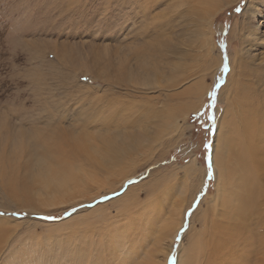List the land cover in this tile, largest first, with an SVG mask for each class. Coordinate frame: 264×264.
Returning a JSON list of instances; mask_svg holds the SVG:
<instances>
[{
  "label": "rangeland",
  "instance_id": "374dc122",
  "mask_svg": "<svg viewBox=\"0 0 264 264\" xmlns=\"http://www.w3.org/2000/svg\"><path fill=\"white\" fill-rule=\"evenodd\" d=\"M198 1L217 12L210 18L195 15L191 7ZM248 1L0 0V131L2 126L10 131L16 148L43 140L45 171L38 173L44 174L43 187L57 162L64 165L71 188L47 201L24 203L8 197L7 188L0 186V264H16V259L20 264H177L179 258L190 264H222L224 255L231 258L239 252V239L233 251L229 245L223 249V243L235 237L231 229L242 232L244 222L232 228L221 215L226 208L216 199L219 182L215 185L212 149L230 91L226 79L231 60L243 67L233 77L243 86L239 104L231 105L225 116L231 142L238 138L235 132L249 106L248 93L262 96L264 48L251 47L253 56L242 55L240 35L230 33L238 29ZM251 1L248 21L254 8L264 7L262 1L257 7V0ZM137 70L136 77L129 73ZM170 76L177 84L173 91L191 86L192 93L165 105L160 92L171 86ZM213 91L216 103L209 107ZM263 104L262 99V109ZM173 109L176 114H171ZM260 127L257 131L264 134ZM140 133L132 157L115 146L127 161L119 162L113 177L95 184L87 179L81 191L75 186L74 181L90 175L76 159L87 140L88 148L103 137L119 145ZM192 163V175L185 177ZM260 167L259 182L249 180L255 186L264 185V165ZM37 170L18 169L15 174L22 175L18 181L27 174L29 191L45 193L48 187L40 186ZM147 186L153 187L152 193ZM191 195V207L171 241ZM263 196L256 197V214L242 217L247 227L260 225ZM131 197L130 207L123 201ZM113 243L123 246L109 253Z\"/></svg>",
  "mask_w": 264,
  "mask_h": 264
},
{
  "label": "bare ground",
  "instance_id": "6f19581e",
  "mask_svg": "<svg viewBox=\"0 0 264 264\" xmlns=\"http://www.w3.org/2000/svg\"><path fill=\"white\" fill-rule=\"evenodd\" d=\"M259 1H262L263 2L262 6H264V0H257V1H254V2H256L254 4L255 7H257ZM197 3H199V1ZM203 3H201V1H200V3L198 4L201 6V8H199V6L197 4L194 5L193 7H191L192 12L195 15L196 14H198V15L203 14L208 18L212 17L213 14H215L217 11L215 9L211 8L209 6L208 2L206 3L208 8L203 7L204 6ZM203 8H205V9H203ZM251 8H252V1L249 0L248 3L245 4V7H244L245 10L241 16V20L239 22L240 24L238 25V29L235 32H230L233 36L236 35L237 33L240 35L239 36L240 39L239 38L238 39L241 41L240 44L242 45V55L244 54V55H248V56L251 55V53H252L251 47L256 48V46H259V47L264 48V29H263L264 27L262 26V21H261V19H264L263 18L264 12L262 11V9L264 7H259V8H262L259 10L254 8L253 12L251 13V19H249V21H248L247 16H248L249 10H251ZM254 22H255V24H254ZM206 35H208V33H206ZM232 35H230V37L229 36L228 37L234 38V37H232ZM207 42H208V40H207ZM255 48H254V50H255ZM208 51H211V50L209 49ZM251 56H253V54ZM245 57H247V56H245ZM241 58H240V61L245 60V58H243V59H241ZM238 66L235 65L233 60H231L229 63L230 71H229V75L227 76L226 80L228 82V85H227L228 87L230 84V91L228 90L229 92L227 94V100L225 102L226 109L221 114V120L219 121L217 134H215V140H214L213 149H212V166H213L214 173H215V176H214L215 177L214 178L215 179L214 180L215 185L217 184V182H219V189L217 191L219 194V197L216 196V199H217V201L219 200V202H221V204L224 206V208H226V212L225 211L221 212V215H223L224 219L226 220L225 224L227 223V226L234 228L235 226H237L238 221L244 222V227H243L244 229L240 233H238L234 229L233 230L231 229V231H233L235 233V237L231 238L229 241H225L223 243V249L225 250V248L229 245V250L233 251L234 246L237 243V239L240 240L241 248H240L239 252H237V254L234 257L227 258V256L224 255L221 261H222V264H264V216H262V218H261L260 225L254 224V226L256 225L255 227L252 226V223H251L252 227L251 226L247 227L245 225V221H242L243 220L242 217L244 215H246V214L249 215L250 213L251 214L255 213L254 210H252V208L256 207L255 205L258 204L257 198L258 197L260 198V196L262 197V195H264V185L261 186V183H259V184H256V186H257L256 187L252 183L253 180H255V179H257L255 181H258L260 176L263 175V174L259 173V169L261 168L260 167L261 165L262 166L264 165V161H262L264 159V145H263L264 144V142H263L264 134H262L261 132H258L257 127H258V125L261 127L264 126V107H263V109L261 107L262 99L264 100V86L261 89V93H262L261 97L260 96L255 97L252 95L251 92L248 93L249 106L250 107L248 106V108L246 110H244L245 117L243 118V120L241 122V127H240L242 129L240 130V128H238L235 132V133H237V137H238L237 140L234 142H231L232 135H230L228 133L229 128H228L227 123L225 122V116L229 115V108L231 105L233 107H235L239 104V94L242 91L243 86L236 79L235 80L233 79V77L237 73H239L240 71L243 70L242 65L239 67ZM143 67H144L143 69L145 71H148V69L145 68L144 64H143ZM262 67H264V64ZM176 69H177V67H176ZM155 72H157V70H155ZM253 72H254V70H253ZM263 72H264V68H263ZM129 73L132 76L135 75V77H136V73H138V70L135 72L130 71ZM169 80L171 83V86L169 87V89H164L160 92V94L163 96L162 101L165 105H167L168 103L169 104L172 103V101H174V99H176V98H182V97H185V95H187V94L190 95L192 93V90L190 89L191 86L186 87V88L182 89V91H179V92L173 91V90H175V89H173V87L176 88L177 84H174L173 83L174 81L172 82L171 76H170ZM122 81L123 80L121 77V80L118 81L117 83L122 82ZM259 81H260V78L258 77L252 86L256 87L258 85ZM176 90H177V88H176ZM243 92L247 93L246 91H243ZM173 111H174L173 114H176L175 109H173L171 111V114ZM224 112H225V114H224ZM175 120H176V118L173 119V123L175 122ZM251 125L255 128L250 129ZM249 126H250V128H249ZM262 132H264V131H262ZM258 133L259 134L261 133L262 137ZM114 135L116 136V134H114ZM112 136H113V134H112ZM141 136H142V133H140L139 135L134 136L132 138H129L130 143L126 141L125 143L121 144V142H120L119 143L120 146L117 144L118 142L114 143L109 138L103 137V138L95 140V142L89 148H88V146L91 145V142H90V140L86 139L87 141L86 140L85 141H86L88 146H83L84 148L82 149V152H81L82 156H81V154H79L76 159L79 160V163H80V161L83 162V168L85 170H87L86 173H89L90 175H88V177L86 179H84V181H82V180L74 181L75 186L81 191L82 187L80 185H83V186L87 185L84 183L85 181H87V179L94 180V184H95L96 182L100 181V179L103 181L107 177H108L107 179H110L109 178L110 176L113 177L116 174L117 168H119L121 166L120 163L123 162L122 160L127 159V157L124 156V154L119 155L115 152V150H116L115 146H118V149L120 150V152L126 151V153H127L126 155L130 158V157H132V155H134V152L132 150V148L134 149L133 143L137 142L138 141L137 138H141ZM119 139H118V141H119ZM131 140H133V141H131ZM38 141L39 142L33 141L32 143H29V144L25 145V147H22V148H16V146L14 145V137L12 136L10 131H8L5 126H2V131H0V186L1 187L3 186V188L4 187L7 188L8 197L13 196L15 199L19 198L18 200H20L21 202H24V203L25 202L35 203L36 199L42 200V201H44V200L47 201V199H51L53 197L56 198V195L62 196L63 194L66 193V191L68 189H71L69 184L67 183V180L69 179V175H67L64 165L59 164L57 162L52 164L53 166L51 167V171H50V174L48 176L49 181H47L45 179V181H44L45 184L43 187V180H44L43 175L44 174H38L39 172L43 173V170H44V166H43L44 165L43 164V143H42L43 140L42 141L38 140ZM124 141H125V139H124ZM261 141H262V145H261ZM51 145H50V147H51ZM134 151H135V149H134ZM112 152L114 155H112ZM47 154H48V152L46 150V153L44 155H46V157H47L48 156ZM234 163L236 165V166L234 165L235 168L233 167ZM191 165H192L191 166L192 168L190 167L188 169L189 170L188 172H186L187 169L185 170V177L188 175H192L190 173V171L193 170L194 164L192 163ZM35 166L38 167V170L36 172L39 176L38 178L42 182V184L40 186L42 188L48 187V189L45 193H43V189L37 190V191H35V190L29 191L27 186H26L27 174H25L26 176H24L26 179L23 177L24 179H22L20 181H18V178L20 179V176H22V175L18 176V174H15L18 172V169H21V170L22 169H29V171H30L31 168H34ZM80 167H81V164H80ZM243 168L246 171H243ZM20 172L22 173V171H20ZM24 172L25 171H23V173ZM243 172H246V174H244L246 176H244V177L241 176V174H243ZM13 174H15V176H12ZM16 175H17V177H16ZM234 175L237 176V182H235ZM130 176L125 175L122 177L125 179L126 177H130ZM102 178H104V179H102ZM243 180L246 183H244ZM249 180L252 182H249ZM12 181H14V182H12ZM123 182H122V184H123ZM12 189H14V190H12ZM147 189L149 190V193H150L153 190V187L147 186ZM232 189H233V192L236 191V193H241V194L232 193ZM255 189H257L256 191L258 192V194L256 195V197L258 196L257 198L253 195V194H255ZM131 190H133V189H131ZM233 194H235V196L234 197L232 196L231 200L230 199L225 200V197H227V196L231 197V195H233ZM126 195H127V193H126ZM193 199L194 198L191 195L190 198L187 200L186 204H184L182 206L179 217L177 218V222H176L174 232L170 238L171 241L174 239L173 237L176 234L178 227L183 222V216H184L186 210H188V208L191 207ZM129 200H132V201H129ZM262 200H263L262 202H264V199H262ZM123 202H126L128 204V206H130V207L134 203L132 197L124 200ZM230 202H233L234 205H231ZM200 207H201V205H199L198 209L195 211L196 213L194 212L195 214L193 213V215L191 216L190 225H191L192 221L195 220L196 216L199 214ZM221 207L222 206H220V208ZM168 211H171V210L168 209L166 214H168ZM125 212H126V210H125ZM169 215H172L171 212H169ZM169 215L165 216V219L170 220L171 218L169 217ZM138 217H139V215L137 216V218ZM232 223H233V225H232ZM247 225H248V223H247ZM259 227H261L262 229H260ZM250 228H253L252 229L253 231L249 232L248 230ZM133 235H131V236H133ZM103 245H105V247H106L107 244L104 243ZM117 246L120 247L121 244L119 243V245H118V243H113L111 245V249H110L109 253H111L112 249L113 250L117 249ZM21 253H22V251H21ZM190 253H191V251L189 252L188 258H190ZM30 254L28 253V255H30ZM39 258H42V257H39ZM16 260L14 262H16V264H20L19 260L18 259H16ZM152 260H153V258H152ZM177 260H178V258H177ZM179 260H178L179 262H176L177 264H190L189 259H188L189 261L187 263H185L184 260H182V258L181 259L179 258ZM9 262L11 264H14L11 262V260L8 261L7 263L9 264ZM151 263L152 262L145 263V264H151ZM31 264H35V263L32 262Z\"/></svg>",
  "mask_w": 264,
  "mask_h": 264
},
{
  "label": "snow or ice",
  "instance_id": "6c2138e0",
  "mask_svg": "<svg viewBox=\"0 0 264 264\" xmlns=\"http://www.w3.org/2000/svg\"><path fill=\"white\" fill-rule=\"evenodd\" d=\"M228 70V65L227 64H225L224 65V71H227ZM84 79L86 80L87 79V77H84ZM210 97H211V102H210V104L208 105L209 107H214L215 106V103H216V92L215 91H213V92H211L210 93ZM210 119L213 121V126L215 127V116L213 115V116H210ZM211 145L210 144H206L205 145V148L206 149H211ZM207 160H208V163H209V175H211L212 174V172H211V157L209 156L208 158H207ZM0 215H3V213H0ZM13 215H17L16 213H13ZM45 219H51L52 217H44ZM186 229H181V232H183V231H185ZM177 240H180L181 239V236L180 235H178L177 236V238H176ZM173 260L175 259L174 257L172 258Z\"/></svg>",
  "mask_w": 264,
  "mask_h": 264
}]
</instances>
